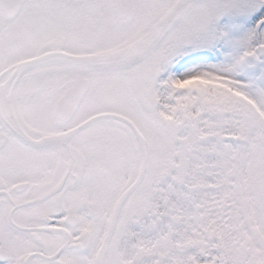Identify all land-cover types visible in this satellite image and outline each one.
Returning <instances> with one entry per match:
<instances>
[{
    "label": "snow or ice",
    "instance_id": "obj_1",
    "mask_svg": "<svg viewBox=\"0 0 264 264\" xmlns=\"http://www.w3.org/2000/svg\"><path fill=\"white\" fill-rule=\"evenodd\" d=\"M0 264H264V0H0Z\"/></svg>",
    "mask_w": 264,
    "mask_h": 264
}]
</instances>
